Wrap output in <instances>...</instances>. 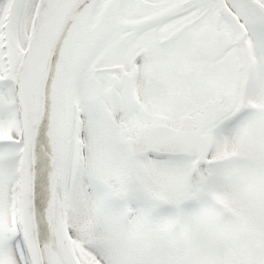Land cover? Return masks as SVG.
I'll return each mask as SVG.
<instances>
[{
	"label": "snow or ice",
	"instance_id": "1",
	"mask_svg": "<svg viewBox=\"0 0 264 264\" xmlns=\"http://www.w3.org/2000/svg\"><path fill=\"white\" fill-rule=\"evenodd\" d=\"M0 264H264V0H0Z\"/></svg>",
	"mask_w": 264,
	"mask_h": 264
}]
</instances>
